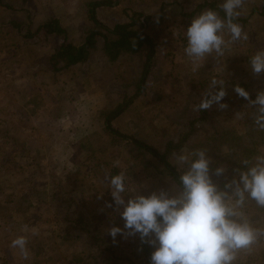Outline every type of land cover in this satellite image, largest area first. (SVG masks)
<instances>
[{
    "label": "rangeland",
    "instance_id": "1",
    "mask_svg": "<svg viewBox=\"0 0 264 264\" xmlns=\"http://www.w3.org/2000/svg\"><path fill=\"white\" fill-rule=\"evenodd\" d=\"M262 2L246 0L237 21L248 40L233 44L220 60L208 56L195 69L184 54V31L194 16L210 4L219 9L222 0H0V129H10L19 142L3 141V156L14 164L7 167L8 174L0 168V182L13 187L31 177L38 185L28 189V206L14 201L0 207V264H145L155 248L138 234L109 235L113 226L124 229V221L106 175L123 171L130 188L138 186L148 195L179 184L184 166L176 158L181 152L205 149L212 169L226 168L224 175L213 176L223 188L236 170H245L241 161L264 154V131L254 123L255 108L234 90L244 88L251 99L264 91V73L254 74L249 62L264 50ZM52 18L60 20L63 37L36 33ZM116 25H131L129 31L146 35L150 47L110 62L99 37L87 62L63 72L52 68L49 58L62 44L81 45L90 30L104 33ZM213 77L225 81L220 103L227 108L213 104L202 118L193 106ZM48 118L58 124L45 125ZM89 120L95 123L83 132ZM187 132H192L188 141L164 164L158 156L166 144ZM80 133L87 136L83 141ZM28 141L34 142L31 147L24 143ZM70 143H75V153H69ZM26 146L40 165L21 153ZM7 190L11 192L9 186ZM8 191L0 193V200ZM55 192L70 201L73 216L82 218L87 233L79 239L64 237L70 225L64 220L66 207L50 205ZM244 211L254 226L264 227V208L249 201ZM18 236L28 240L27 259L11 246ZM89 236L97 241L87 246ZM238 264H264V240L250 253L242 251Z\"/></svg>",
    "mask_w": 264,
    "mask_h": 264
},
{
    "label": "clouds",
    "instance_id": "2",
    "mask_svg": "<svg viewBox=\"0 0 264 264\" xmlns=\"http://www.w3.org/2000/svg\"><path fill=\"white\" fill-rule=\"evenodd\" d=\"M245 4L246 0H222L218 7L223 16L209 8L191 19L184 31V54L195 69L202 67L208 56L220 60L233 44L248 40V33L237 22ZM249 62L254 74L264 73V50L256 51ZM234 90L255 108L254 123L264 131V91L251 99L244 88L236 86ZM225 95V81L213 77L193 110H208L213 104L227 108L220 103ZM176 159L184 166L179 184L148 195L141 194L138 186L130 188L123 171L105 176L115 209L124 221V229L113 226L109 235L115 239L117 234H138L141 242L155 248L151 264H238L242 251L250 253L264 240V227L254 226L244 211L249 201L264 208V154L241 161L245 170H236L237 175L223 188L213 176L224 175L226 168L212 169V158L205 149L181 152ZM27 244L25 236L11 242L25 259Z\"/></svg>",
    "mask_w": 264,
    "mask_h": 264
},
{
    "label": "trees",
    "instance_id": "3",
    "mask_svg": "<svg viewBox=\"0 0 264 264\" xmlns=\"http://www.w3.org/2000/svg\"><path fill=\"white\" fill-rule=\"evenodd\" d=\"M262 6H264V0L262 2ZM210 9H215L220 11L214 4L208 5ZM220 15L223 16V12L220 11ZM93 23L102 29V26L99 25L94 16L91 17ZM131 25H116L112 30L103 29L104 33L99 32L98 30H90L85 37L84 42L81 45L75 46L70 43L62 44L58 51L52 54L49 58L50 64L53 69L56 71H64L73 66H76L81 63H85L90 58L91 53L97 49V39L100 37L103 40V52L105 56L108 58L110 62L117 61L123 54H137L141 51L143 45H147L150 47V41L148 37L144 34L134 33L129 31ZM43 30L44 35H56L59 37H63L65 35V30L60 24V20L57 18H52L46 21L44 24L39 26L36 30V33ZM32 34H29V37H32ZM109 36H113L114 39H110ZM150 51L148 53L147 59H150ZM61 64V66H59ZM207 114L206 110L200 111V116L205 118ZM192 132H187L180 136L176 141H169L164 149V152L161 153V157L164 160H169L173 153H177L183 147V145L188 141L189 137L191 136ZM11 140L12 144H17L18 138L11 132L10 129H0V168L4 169L5 172L8 174L7 167L13 166V162H7L5 157L3 156L4 151L7 149L6 147H2L3 141ZM33 142V141H32ZM31 141L24 142L29 147H31ZM34 143V142H33ZM26 147H21V153H26V157H30V161L36 165H40L38 158L33 153L32 149ZM27 162L24 165H30ZM22 166V165H20ZM9 170V169H8ZM10 171V170H9ZM10 173V172H9ZM34 179L29 178H21L15 182V185L12 187L10 185L6 186V180H2L0 182V193L4 191H8L7 188L9 186L8 191L9 194L0 200V207L6 206L8 203H13L14 201L20 202V204L27 205L31 203V197L29 190L30 188H38V185L35 187ZM14 195H18L17 198H14ZM52 197L54 198L51 201L53 207L59 208L64 206L66 216L64 218L65 223L70 225L64 229V237L70 240L79 239L80 236L83 234L85 235L86 229L83 225L82 218L73 216L71 213L69 206L71 205L69 200H63L62 197H59V193L55 192ZM13 199V200H12ZM33 205V204H32ZM31 205V206H32ZM34 218H38V216H34L30 218L31 220ZM26 221V218H24ZM1 225V224H0ZM33 225V224H32ZM74 228H77L74 230ZM87 239V246L93 245L96 243L95 237L89 236ZM146 243V242H145ZM148 244L146 243V246ZM150 252V249L148 250ZM145 264H149L148 261Z\"/></svg>",
    "mask_w": 264,
    "mask_h": 264
},
{
    "label": "crops",
    "instance_id": "4",
    "mask_svg": "<svg viewBox=\"0 0 264 264\" xmlns=\"http://www.w3.org/2000/svg\"><path fill=\"white\" fill-rule=\"evenodd\" d=\"M101 108H102L101 106H97V107H96V109H101ZM49 109H52V107H49ZM49 109L47 108V110H49ZM44 110H45V109H44ZM93 113H94V114H97V112H93ZM53 117H54V116H53ZM48 119H49V120L46 121V124H45V125L52 126V125H56V124H58L56 119H54V118H48ZM94 119H95V118H94ZM94 123H95V120H89V124H88V123H84V125L82 126V131L84 132L86 128L88 129V126H89V125L92 126ZM84 126H85V127H84ZM90 126H89V127H90ZM90 128H91V127H90ZM94 131H95V130H94ZM81 133H82V132H81ZM81 133H80V134H81ZM90 133H92V132H90ZM46 134H48L47 131H45V135H44V137H46ZM71 137L74 138L75 135H71ZM84 137H87V136H84L83 134H81V138H80V139L82 140V139H84ZM74 139H75V138H74ZM70 140H71V139H70ZM75 140L77 141L78 139H75ZM82 141H83V140H82ZM82 141H81V142H82ZM79 143H80V141H79ZM74 144H75V143H70V146H71L72 148H71V150L69 151V153H71V152L75 153V151L73 150V149H74ZM66 148H67L66 146H63V149H62V150H63V153H64V154H67ZM60 151H61V150H60Z\"/></svg>",
    "mask_w": 264,
    "mask_h": 264
},
{
    "label": "water",
    "instance_id": "5",
    "mask_svg": "<svg viewBox=\"0 0 264 264\" xmlns=\"http://www.w3.org/2000/svg\"><path fill=\"white\" fill-rule=\"evenodd\" d=\"M158 157L164 164H166L165 160L161 156H158ZM168 169L173 173V170L170 167H168ZM145 251H146V249H145ZM146 254H147V251H146ZM148 262H149V264H151L150 257H148Z\"/></svg>",
    "mask_w": 264,
    "mask_h": 264
}]
</instances>
